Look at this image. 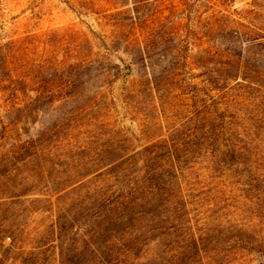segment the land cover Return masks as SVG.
Returning <instances> with one entry per match:
<instances>
[{"label":"rangeland","instance_id":"obj_1","mask_svg":"<svg viewBox=\"0 0 264 264\" xmlns=\"http://www.w3.org/2000/svg\"><path fill=\"white\" fill-rule=\"evenodd\" d=\"M260 1L216 6L242 25L205 45L264 73ZM131 7L0 0V264H264V82L150 90L111 43Z\"/></svg>","mask_w":264,"mask_h":264},{"label":"trees","instance_id":"obj_2","mask_svg":"<svg viewBox=\"0 0 264 264\" xmlns=\"http://www.w3.org/2000/svg\"><path fill=\"white\" fill-rule=\"evenodd\" d=\"M147 1L130 0L131 12L110 23V37L112 46L129 56V66L136 69L150 90H158L160 85L184 68L198 70L193 77H199L201 84L214 88H223L238 78L258 84L264 82V73L256 67L255 62L259 57L250 63L249 58L231 57L218 50L214 52L205 45L214 34L222 37L230 24L242 25V22L224 13L223 9H215L231 0H176V4H171L168 9L169 13L176 7L183 12L176 24L148 23L144 20L140 7ZM252 3L261 6L260 0H252ZM121 13L124 11L110 13L109 16ZM256 29L251 30L253 37L250 40L258 44L264 40V27ZM92 63L89 57L82 60V66L86 68L91 67Z\"/></svg>","mask_w":264,"mask_h":264}]
</instances>
